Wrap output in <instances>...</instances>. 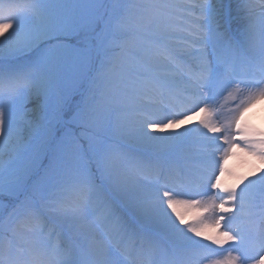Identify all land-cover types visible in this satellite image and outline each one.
Returning <instances> with one entry per match:
<instances>
[{
	"label": "snow or ice",
	"instance_id": "obj_1",
	"mask_svg": "<svg viewBox=\"0 0 264 264\" xmlns=\"http://www.w3.org/2000/svg\"><path fill=\"white\" fill-rule=\"evenodd\" d=\"M260 101L264 0H0V264H264Z\"/></svg>",
	"mask_w": 264,
	"mask_h": 264
},
{
	"label": "bare ground",
	"instance_id": "obj_2",
	"mask_svg": "<svg viewBox=\"0 0 264 264\" xmlns=\"http://www.w3.org/2000/svg\"><path fill=\"white\" fill-rule=\"evenodd\" d=\"M231 100L228 101V103ZM221 103L224 104L221 100ZM238 103V102H235ZM235 103L231 106L226 107L225 111L227 112V108H232L235 106ZM264 107V101H260L255 105L252 109L248 110L244 113L243 117H241V125L245 124H254L257 129H264V126L260 125L256 120H253L252 117L260 112L261 108ZM198 119V117H197ZM256 165V167H264V165L259 164L256 161L249 160L243 153H237L234 156H230L229 159L225 162L226 171L223 176H221V184L223 186H230L235 183V179L237 175H244L249 171V169ZM231 173V174H230ZM195 212L189 213L186 218L192 219L194 218Z\"/></svg>",
	"mask_w": 264,
	"mask_h": 264
}]
</instances>
